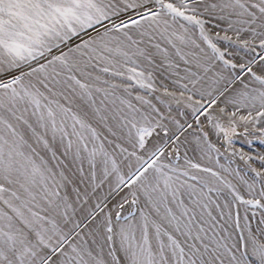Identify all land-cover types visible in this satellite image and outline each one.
Here are the masks:
<instances>
[{
    "label": "snow or ice",
    "instance_id": "6c2138e0",
    "mask_svg": "<svg viewBox=\"0 0 264 264\" xmlns=\"http://www.w3.org/2000/svg\"><path fill=\"white\" fill-rule=\"evenodd\" d=\"M0 264H264V0H0Z\"/></svg>",
    "mask_w": 264,
    "mask_h": 264
}]
</instances>
